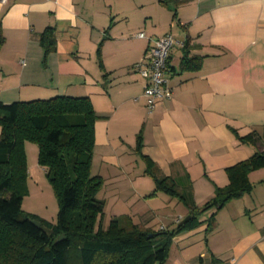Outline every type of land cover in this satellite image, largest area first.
Instances as JSON below:
<instances>
[{"label": "crops", "instance_id": "0c3cea01", "mask_svg": "<svg viewBox=\"0 0 264 264\" xmlns=\"http://www.w3.org/2000/svg\"><path fill=\"white\" fill-rule=\"evenodd\" d=\"M166 34L185 45L168 59L171 95L149 112L134 65ZM0 39L1 103L90 99L91 172L121 201L138 198L135 224L174 228L228 184L227 168L264 152V0H8ZM148 164L179 195L155 191ZM248 179L173 236L162 264H264V167Z\"/></svg>", "mask_w": 264, "mask_h": 264}, {"label": "trees", "instance_id": "16d2710c", "mask_svg": "<svg viewBox=\"0 0 264 264\" xmlns=\"http://www.w3.org/2000/svg\"><path fill=\"white\" fill-rule=\"evenodd\" d=\"M169 1L173 0H160ZM51 35V29L41 35L46 51L54 44ZM97 118L88 97L0 102V264H162L173 236L196 227L204 211L219 209L250 191L248 174L264 167V152H257L227 168L228 184L217 188L202 208L191 210L185 223L170 230L155 232L127 215L112 218L104 226V201L96 198L103 179L91 175ZM26 141L37 145V163L56 194L55 224L21 211L27 192ZM146 171L155 191L179 195L173 180L157 167L148 164ZM30 220L38 221L40 227ZM61 235L64 239L58 241Z\"/></svg>", "mask_w": 264, "mask_h": 264}, {"label": "rangeland", "instance_id": "374dc122", "mask_svg": "<svg viewBox=\"0 0 264 264\" xmlns=\"http://www.w3.org/2000/svg\"><path fill=\"white\" fill-rule=\"evenodd\" d=\"M23 150L26 156L27 166V192L22 196L21 211L24 214L34 215L39 219L46 220L55 224L57 222L59 212V203L56 194L44 171L40 166H38L37 145L32 142L26 141L23 145ZM35 163L37 164V166H35ZM140 164L144 165L145 167V162L141 161ZM96 167L97 165L95 164V171ZM94 170L91 172V175L95 174ZM96 198L101 200L106 199L103 200L104 210L103 219L101 221L104 226H107L112 218L119 217L120 215L131 216V218H133V220L137 222V220H135L137 219L135 209L137 206L135 205L136 201L138 200L136 196L133 195L128 199L121 201V198L118 196V192H116L114 189L101 187L99 192L96 194ZM161 223V220L154 219L149 225L153 231L157 232V229H159ZM167 227H170V225H167Z\"/></svg>", "mask_w": 264, "mask_h": 264}, {"label": "built area", "instance_id": "2783aa9c", "mask_svg": "<svg viewBox=\"0 0 264 264\" xmlns=\"http://www.w3.org/2000/svg\"><path fill=\"white\" fill-rule=\"evenodd\" d=\"M7 2L8 0H0L2 4ZM137 37L145 38V34L140 32ZM184 45V42L174 39L169 34L162 35L152 41V45L147 47L142 58L134 65V70L143 80V97L149 112L159 101L171 95L166 77L168 59L174 46L183 47Z\"/></svg>", "mask_w": 264, "mask_h": 264}, {"label": "water", "instance_id": "95a60500", "mask_svg": "<svg viewBox=\"0 0 264 264\" xmlns=\"http://www.w3.org/2000/svg\"><path fill=\"white\" fill-rule=\"evenodd\" d=\"M190 218V216L185 217L181 222L180 225L185 223L188 219ZM31 224H33L36 227H40V223L36 220H30ZM62 239H64V235H61V237L58 239V241H61Z\"/></svg>", "mask_w": 264, "mask_h": 264}]
</instances>
